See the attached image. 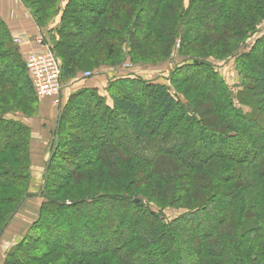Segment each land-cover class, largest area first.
<instances>
[{"label": "trees", "instance_id": "16d2710c", "mask_svg": "<svg viewBox=\"0 0 264 264\" xmlns=\"http://www.w3.org/2000/svg\"><path fill=\"white\" fill-rule=\"evenodd\" d=\"M20 1L23 2L30 15L33 16L36 26L40 29L44 30L47 26L51 25L55 16L59 13L62 15L61 22L57 28L55 27L56 30L52 28L46 31L48 36L51 37L52 50L56 58L61 62L62 85L67 78L69 79L72 76L78 75V73L73 72L76 64H78V59L83 58V60L87 61L89 59L93 64L97 65L98 62L95 58L101 52H104L108 57L113 56L115 45L104 42V40H101L102 38L99 39L100 36H105V30L111 35L112 33H115V35L119 34L114 28L113 30H108V25H115L117 22L120 25L127 24L128 28L125 32L126 36H128L129 34L131 35L132 31L129 27L130 24H136L132 29H137V25L142 22L144 14L142 6L137 8L136 12H133L134 6H131V9L127 10L130 0H125L126 3L124 4L121 2L122 0H90L91 4L85 6L89 7L88 14H90L89 17H86L88 31L78 33L73 29L76 28L75 23L70 24L65 20L73 5L78 2L77 0H68L63 8L60 6V2H63V0H56L55 3L53 0H39L41 5L38 4V0L36 4H32L29 0ZM165 1H155L157 6L146 20L150 30L151 27L153 31L159 30L164 33L166 30L160 26L151 25V22H154V20L157 22L173 21L174 23L179 21L181 13H183L181 10L183 0L176 2L170 13L162 9ZM229 1L222 0L220 6L213 5L211 8L212 11L218 12V14L222 13L219 14L221 15V20H219L223 25L224 18L225 22L231 24L230 28H232V32H230L231 36L229 35L228 39L234 40L242 38L245 34L241 30L242 28H240L241 24H239L234 15L246 14L244 10L239 9L240 5L236 2L237 0H232L231 3ZM135 3L133 2L132 4L134 5ZM196 3L197 0H190L191 6L186 10L187 12H184L185 17L181 19L188 20L185 24L189 22L194 23V21L199 19L200 13H197L198 11H196L195 7L199 6L200 1ZM236 6L237 8H235ZM191 15H193V18H187V16ZM255 26L256 24L253 26L254 29ZM214 27L216 26L214 25ZM223 28L229 29L225 25ZM189 31L187 30L184 34L183 40L190 36L191 31ZM51 32H54V34L51 35ZM151 33L152 31H146L144 35L149 37ZM0 34V78L2 79L6 75L4 71L7 67H2V65L4 63L9 64L8 70H11L7 74L13 75H10L11 79L6 76L8 78V81L6 80L8 86H17V82L20 80L21 86L19 87L20 89L22 88V99L30 102L32 99L36 101L34 99L36 97L33 87H31L25 70V63L22 66V62L19 59L21 57L18 47L11 43L10 31L1 20ZM55 34L56 37L54 36ZM70 39H76V41L79 40L80 42L78 44L67 42ZM225 39L227 40V38ZM261 45H264V39L258 41L257 47L250 51L251 53L243 54L240 52L237 64L240 77L247 76V73L250 71L246 67V62H250L254 66L262 65L261 57L264 58V48H259ZM135 47L134 44H129L130 50H134ZM140 47L141 51H146L148 43ZM239 48L240 46L238 45L233 53H238ZM260 52L262 53L260 58L256 57L255 55ZM194 62L196 63L195 65L193 64ZM190 63H192L194 68L196 66L203 68L200 70V73H196V75L190 78L182 77L179 82L190 83L193 90H196V93L195 91L194 93L198 97H201L203 101H209L210 106L208 108L199 104L200 109H202L199 112L195 111L190 103L185 105V103H181L177 98L170 95L165 86L155 84L148 90L155 92L152 105L156 115L143 120V123L141 120L143 113L141 105L138 102L131 98L122 99L112 93L109 97L112 99L111 106L107 104V100L103 96L97 93L96 89H84L77 92V94L68 98V104L70 100L88 98L91 100V103L87 104L92 105V111L96 117L100 118L98 120L108 121L107 117L111 114L117 120H123L122 118L125 121L129 120L133 128L132 132L134 133L133 141L149 139L148 141L154 143V146H152L154 150H152V155L149 157L151 163L148 164L152 173L159 179L158 186L162 183L165 187L164 193L160 191L157 193L160 192V195L168 201V207L176 208L174 206L181 200L180 197L169 199L166 197V193L171 188L176 187L173 186V182L175 183L174 179L181 178L184 170H187V172L182 179L184 182L187 181L186 183L189 185L187 186L188 190L186 194L191 196L197 191L196 198L191 203L197 206L194 205L193 207L195 208H193L189 204V201L186 202V213L174 218L172 222H167L164 216L159 213L160 211L153 213L144 205L141 199L127 194L118 193L112 195L109 193H99L97 198L85 196L83 199L72 200L71 203L68 201H54L50 197L51 193L49 190L51 188L48 187L50 182L47 181L48 177H45L42 191L37 196L42 200L37 213L38 217L29 227V231L25 237L16 242L9 252L5 253L2 264H31L32 262L43 260L45 256L51 254L55 257L52 264H79L82 260L92 261L101 258V256L109 257L108 260L110 261L111 259V264H143L140 262L136 263L137 255L151 257L152 246L159 247L161 250L158 254L157 264H164L166 259L171 258V253L178 259H181L182 255L187 257L188 253L190 255L189 251L191 248L189 245L181 246L179 243L178 237H180V232L178 231V227L183 223L185 225L189 223V225L196 227L194 219L204 210V204L209 200L206 197L207 190L209 193L214 189L218 197L219 195L222 196L221 199L219 198L220 200H217V205L220 207L219 210L224 211V215L227 214V220L223 219L221 224L226 225L225 227L228 228L230 233L224 232V236L215 241L212 238L213 248L214 245L215 247H219L217 244L219 242L217 241L225 243V246H222V248H215L214 252L211 251V247L209 248L205 245V243L211 240L208 234L201 233L199 235L200 238L198 236L197 238L194 237V241L201 240L202 237L205 238L203 239L201 250H199V255H202V258L197 264H264V141L261 143L254 135L247 134L242 127L246 125L252 129H264V115L257 113L261 109L264 111V108H262L264 107V101H260L255 95L252 97L244 95L245 91L247 92L250 88V85L244 82L242 78L243 82L240 84H242L243 88L241 92L237 93L239 97L238 105L243 108L246 107L247 110L236 108L230 90L213 74V71L204 68L207 64L203 62V59L192 58ZM95 66L91 65L89 67ZM260 74V78L255 86L260 90H264V76L262 73ZM138 81L142 82V80L134 81L131 78L125 77L124 79L111 81L109 86L106 85L109 91L110 89H118V92L120 91L121 93V91H131L135 86L137 87L136 82ZM201 89L207 91L208 94H202L200 92ZM5 96L9 101L10 96ZM67 106H64L65 108L63 107L64 109H61L59 112L60 116L52 134V141L54 144H58L59 147L57 146L53 153H50L49 161L46 164V172L51 167V164L58 157H61L63 160L65 159L70 167H73L69 173L70 178L75 177L78 172H81L87 166H92L95 162L110 171L116 170L114 172L118 173L120 177L123 176V171L114 169L113 166L118 165L117 162H119L117 152L121 150L122 153H125L127 151L125 150L126 148H123L122 144H119L116 138L112 137L107 142H97L93 139L94 133L89 132V137L85 141L83 139H74L60 144L61 128L63 127L62 121L66 122V112L70 108V106ZM74 113L78 116L77 111ZM7 114L9 113L3 111L2 107L0 109V130H7L8 134L0 133V155L17 150L18 147L20 148L16 143L18 141L16 139L23 136L24 133L29 132L27 126H24L22 122L15 121L13 118L9 119ZM18 115L20 116V114ZM19 121L21 120L19 119ZM165 124L175 128L183 125L180 128L182 133L184 132V134L187 133L192 136L182 137L181 133L176 132V136L179 135L175 139L176 143L167 146L165 137L174 133L171 129L168 132L166 131L164 134H167H163L160 138L161 141H164L165 146L162 147L161 145L159 147L156 139L151 140V138L156 133L163 131ZM196 126L197 131L193 134V129ZM190 128L191 130H188ZM78 141L80 143L78 145L85 142L92 147L95 155L90 156L94 157L91 162H77L72 157V153L68 155L58 153L60 148H69L75 145L73 143H78ZM257 157H260V159H257ZM21 158H17L18 160L14 159L15 161L12 164L15 167L12 170H5L4 168V170L0 171V206L2 204H14L12 210L5 216L0 211V219L2 220L0 223V235L17 210L20 209L23 201L31 196L28 193V184L30 182L27 172L28 164ZM135 160L141 163L145 162V159L142 158L138 160L136 157ZM168 161L169 163L166 164ZM1 164L2 161L0 160ZM12 164L9 163V165ZM246 175H248V179L246 178V180L249 181V184L251 183L253 192L250 195L253 198L249 206L250 210L245 209L244 206L237 202L235 204L233 192L237 190L231 192L235 184L242 183L245 180L244 177ZM122 178H125V176ZM67 184V187L73 189L71 185L69 186V182ZM1 190H14L16 194H19V197L16 201L14 200L15 195H9L6 198L5 195H1ZM179 190L182 192L184 189ZM144 192L146 190L142 191L143 194ZM94 204H103L99 209L108 208L107 214L102 216L100 214L101 210L92 214L93 210H97V206ZM154 206L162 208L159 203L154 204ZM85 208L88 213H83ZM66 209H70L71 212L67 213ZM247 212H252L255 214V217L247 216ZM75 214L80 215L79 219H73ZM219 221H221L220 218H215L214 223L220 227L222 225ZM258 222L261 224L257 226ZM67 225H69V228ZM59 226L62 231L58 230ZM64 227L67 228L65 229ZM50 230L53 233V241L48 240V231ZM129 232L131 234L126 237V233ZM188 244L194 245L192 243ZM25 249H28L29 252L26 253ZM191 260L198 261V259L194 260V258H191Z\"/></svg>", "mask_w": 264, "mask_h": 264}, {"label": "rangeland", "instance_id": "374dc122", "mask_svg": "<svg viewBox=\"0 0 264 264\" xmlns=\"http://www.w3.org/2000/svg\"><path fill=\"white\" fill-rule=\"evenodd\" d=\"M29 1L32 4H36L37 2V0ZM53 1L54 3L56 2V0ZM77 1L78 2H76V4L74 2L75 5H73L71 11L68 13V16L65 17V20L70 24L75 23L76 28L73 29L76 30V32L78 33H83L88 31V27H86V17H89L90 15L88 14L89 7L85 6H89L91 3L90 0ZM155 1L156 0H130V3L127 5V10L131 9V6H134L135 9L133 10V12H136L137 8L142 6L144 13L142 16L143 23L140 22L139 25H137V29L135 30L132 28L136 24H130L129 27L132 31L134 30V33L132 34L131 31V35L129 34L128 36H126L125 32L128 28L127 24L120 25L119 22H117L115 23V25H108V30H113L114 28V30L118 31L119 34L117 33L115 35V33H112L111 35L108 34L107 30H105V36H100L99 39L102 38L101 40H104V42H108L110 44L113 43L115 45L113 56L108 57L106 54H104V52H101L98 56H96L97 58H95V60H97L98 62L97 65L93 64L92 61L89 59L88 61L83 60V58L78 59V64H76V68L73 69V72L78 73V75H76L75 77L72 76L69 79L67 78V80L65 81L66 83L64 82L63 85L61 83V85L64 87L62 92L63 101L65 103L64 106L68 105L70 106V108L66 112V122H64V120L62 121L63 127L61 128L62 135L60 137V144L64 142H69V140L74 139H83L85 141L89 137V132L94 133L93 139H95V141L97 142H107L109 139H112V137L116 138L119 144H122L124 149L126 148L125 150L127 152L122 153L121 150L117 152V156L119 155V162H117L118 165H114L113 168L123 171L122 174L123 176H125V178H122L123 176L120 177L118 173L114 172L116 170L110 171L109 169H105L103 168L104 166L97 162H95V164H93L92 166H87L86 168L82 169L81 172H78L75 177L70 178L71 176L69 175V173L73 169V167H70L66 163L65 159L63 160V158L61 157H58L55 162L51 164V167L46 172V164L49 161L50 153L52 154L55 148L57 146L59 147L58 144H54V142L52 141V134L57 125V120L60 116L59 112L61 111V109L65 108L63 106L64 103H62L60 98L61 104H59L57 107H53L52 104H49L50 102L46 101L50 107L47 108L46 106L44 107L42 103L43 101H38L36 98H34L36 99V101H34L31 97V102L24 101L21 97L22 88L20 89L19 87L21 86L20 80L17 82V86H8V78L11 79L10 75L13 74H7L10 73L9 71L11 70H8L10 66L9 64L4 63L2 65V67L7 68L4 71V73L6 74L4 78H0V109L3 107V111L9 113L7 114L9 119L13 118L19 123L22 122L23 119H28V124L26 122H22V124L24 126H27L29 132L24 133L23 136H20V138L16 139L18 140L16 141V143L20 146V148L18 147L17 150H13L12 152H9L7 154L0 155V160L2 161V164L0 165V171L4 170V168L5 170H12V168L15 167L12 164L13 161L18 160L17 158L20 159V157H22L21 159H23L26 164H28L27 172L29 174L30 179V182L28 184V193L31 196L28 197L26 200L35 199L34 201H37V199H40V201H38L40 203L42 202L41 198L37 196L42 191L44 178L48 177L47 181L50 182L48 187L51 188L49 190L51 193L50 197L54 201H68L69 203H71L72 200L83 199L85 196H88L90 198H97L99 193H109L112 195L118 193L127 194L132 197L141 199V201L146 207L149 208L150 211H152L153 213H157L160 211L159 213L164 216L167 222H172L174 218L186 213V202L189 201V204H191L193 202V199L196 198L197 191L191 196L186 194L188 190L187 186L189 185L188 183H186L187 181L184 182L182 179V177H184L185 173L187 172V170H184V173L181 178L176 179V176L173 175L175 176V183L173 182V186L176 187L168 190V193H166V197H168L169 199L180 197L181 200H179V203H177L176 205L174 204V207L176 208H169V205L167 203L168 201H166V199L160 195V192H165V187L162 185L161 181V184L158 186L159 179L157 176H155V174L152 173V170H150L148 164L151 163L149 161V157H151L152 150H154V148H152V146H154V143H152V141H148L149 139L133 141L132 139L134 137V133L132 132L133 128L131 127V122H129V120L125 121L122 117L121 118L124 121L117 120L113 114L107 117L108 121L98 120L100 118L98 116L96 117V115L92 111V105L90 106L87 104L89 102L91 103V100L88 98L76 99L74 101L70 100L68 104V98L84 89H96L97 93H99L107 100V104L109 106L112 105V99L109 98L111 93L119 96L122 99L131 98L132 100H135L136 102H138V104L141 105L143 113V116L141 118L142 123L144 122L143 120L149 117H154L156 115L154 113V107L152 105L155 92H151L150 90H148L153 84L165 86L168 89L170 95H172L174 98H177L181 103H185V105H188L190 103L195 109V111L199 112V110H202L200 109L201 107L199 106V104L204 105L206 108H208L210 106L209 101H203L201 97H198V95L195 94L196 90H193V87L190 83L179 81L182 77L190 78L191 76L196 75V73H200V70L203 67L196 66L197 68L195 67V70V68L192 66V63H190L192 58H200L203 59V62L207 64L204 68L209 71H213V74H215L217 78L221 82H223L224 85H226V87L230 90L236 108L247 110L246 107L243 108L242 106L238 105L239 97L237 96V93L242 91L243 87L240 83H242L243 81L250 85L248 91H245L244 93L245 96L252 97L255 95L256 98L260 99V101H264V90H260L255 86V84L258 82V79L260 78V73H262V75L264 76V58L261 57V61L263 62L262 65L254 66L250 62H246V67H248L250 71L245 77H240L237 67L239 56L241 54L240 52H242L243 54L251 53L250 51L257 47L258 41L264 39V0L236 1L240 5L239 9L244 10L246 15H244L243 13L238 14L237 16L234 15V17L238 20L239 24H241V30H243L245 33L242 38H233L234 40L228 39L229 35L231 36L230 32H232V28H230L231 24L225 22L224 18V25L226 28L229 29H222L224 25L220 21L221 15H219L222 13L218 14V12L216 13L215 11H212L211 8V6L213 5L220 6L222 0H197V3L200 1L199 6L197 5V7H195L196 11H198L197 13H200L198 16L199 19L194 21V23L189 22L187 24H185V22L188 20L181 19L185 17L184 12H187L186 10H188L189 6L191 5L190 0H183L181 7L183 13H181L179 21H176V23H174L173 21L157 22L156 20H154V22H151V25L160 26L163 29H166L164 33L160 32L159 30L153 31L152 27L150 30L149 25L146 23L147 17L151 15L152 10H154L157 6V4H155ZM231 1L232 0H230L229 2L231 3ZM67 2L68 0H63V2H60L61 8H63ZM121 2H123V4L126 3L125 0H122ZM133 2L136 3L133 5ZM176 2H179V0H166L162 9L166 10L165 12L170 13L171 9L176 5ZM21 3L23 4V2ZM38 4L41 5L40 1ZM42 4L44 3L42 2ZM237 6L235 8H237ZM26 10L28 11L27 8ZM28 14L29 16H31L29 11ZM61 16L62 15L59 13L54 18V20L57 19V27L61 22ZM188 17L193 18V15L187 16V18ZM31 18L34 22L33 16H31ZM0 20L5 25V22L2 20L1 17ZM182 21L184 22L182 23ZM255 24L256 26L254 29L253 26ZM214 25L216 27H214ZM46 28L48 29L49 26H47ZM46 28L44 30H46ZM56 28L54 27L53 29L56 30ZM187 30H190L191 34L190 36L186 37L185 40H183V36L187 32ZM146 31H152V33L149 34V37H146L144 35ZM20 33L21 34L19 35L24 34V32ZM52 34H54V32H51V35ZM10 36L11 43L18 47V51L21 57L19 59L21 60L23 66L25 63L24 58L34 50L26 53L25 55L22 54L21 49L19 47V44L22 42L17 38H13L11 32ZM54 36L56 37V34ZM225 38H227V40ZM38 39H40V35L34 38V42L35 44H38L40 46V44L38 43ZM50 39L51 37H49L46 32V38L43 41H47L46 44L48 46H51L52 48L53 44L50 42ZM67 42L78 44V42L80 41H76V39H70ZM145 43H148V47H146L147 50L141 51L140 46H143ZM129 44H134L136 46L134 50H130ZM238 45L240 46L238 53H233V51L237 48ZM261 47L264 48V45H261L259 48ZM38 49L40 50L41 48ZM261 55L262 53L260 52L255 56L260 58ZM193 64L195 65L196 63L194 62ZM91 65L96 66L89 67ZM85 72H90L92 76L87 79L92 80H84L82 74H84ZM6 76L8 78H6ZM125 77L131 78L134 81L142 80V82H136L137 87L135 86V88H133L131 91L125 90L126 92L121 91L120 93V91L118 92V89H110V91L108 90V86L111 81H115L117 79H124ZM96 82L101 85H103V83L106 84L107 82L108 86L102 88H95L92 83ZM143 83H145L146 85ZM72 84H78L77 86H79L80 88L78 87L75 90V88H73L74 86H71ZM200 92L202 94H208L207 91H205L204 89H201ZM10 94L12 95L10 96ZM5 95L10 96L9 101L8 99H6ZM66 95L68 97L67 102L64 98L66 97ZM39 109H46V113L43 114L49 117L43 118L42 120H40V123H38L36 120ZM76 111L78 112V116L74 113ZM257 113H261V115H264V111H262V109L260 112L258 111ZM11 114L13 115L11 116ZM18 114H20V116ZM19 119L21 121H19ZM29 125H31V127H29ZM33 125H43V128L45 130H52V132H48L44 136L46 145L43 146V150L46 149L47 160H42L40 158L39 153L41 152V146L37 147L33 143L34 141L39 139L36 134H40V132L34 129ZM182 126L183 125H180V127L178 126L175 128L173 126L169 127L167 124H165L163 126V131L156 133L154 136H152L151 140L156 139V142L159 147L161 145L162 147L165 146L164 141H161L160 138L166 131L168 132L171 129L172 131H174V133L165 137L167 146L174 145L176 143L175 139L179 136H176V132L181 133L182 137L192 136L187 133L184 134V132L182 133V131L180 130ZM242 127L247 132V134L254 135V137L258 138L259 141L263 143V128L252 129L246 125ZM188 130H191V128ZM196 131L197 126L195 127V129H193V134H195ZM0 133L8 134L7 130H0ZM73 144L75 145L70 146L69 148H60V150H58V153L61 155H68L69 153H72V157L77 162L79 161L89 163L94 159V157H90L91 155H95V152L92 150L90 144L83 142V144L78 145L80 144L79 141L78 143ZM23 152H25V154H23ZM131 157H133L134 159ZM136 157L138 158V160L139 158L145 159V162L141 163L139 161H136ZM257 159H260V157H257ZM9 163L12 165H9ZM168 163L169 161L166 162V164ZM244 178L245 180L242 181V183L235 184L234 189L232 188L231 192L237 190L236 192H233L235 204L237 202L244 206L245 209L247 208V210H250L249 206L253 199L250 196L251 194H253L252 185L251 183L249 184L248 180H246V178L248 179V175H246ZM71 179L72 181H70ZM68 182L69 186L71 185L73 189L67 187ZM62 186L65 187L62 188ZM179 189L184 190L181 192V190ZM144 190H146V192H144L143 194L142 191ZM158 191L160 192L157 193ZM215 192V189L211 190L209 193L207 190L206 197H208L209 200L206 204H204V210H202V212H200V214H198L197 217H195L194 219L196 227L189 225V223L186 225L184 223L180 224L178 227V231L180 232V237H178V241L181 246H190V255L188 253L187 257L182 255L181 259H178L176 256L173 255V253H171V258L166 259L164 264H197L202 258V255H199V250H201L202 242L205 238L202 237L201 240L197 241H194V239L197 238V236L200 238L199 235L201 233H206L209 235L211 240L205 243V245L206 247H211V251L215 250V248H222V246H225V243L217 241L219 242L217 243L219 247H215V245L214 248L212 247L213 240H218L219 238L224 236V232L230 233L228 228L225 227L226 225L221 224V222H223V219H225V221L227 220V214L224 215V211L222 212V210H219L220 207L217 205V200H220L222 196L219 195L218 197L216 194L217 192ZM228 194L230 193L228 192ZM1 195H5L6 198H8L9 195H15V201L19 197V194H16L14 190H1ZM33 196H35V198ZM26 200L23 201V204L20 206V209L17 210L11 221L7 224L6 228L3 229L0 235V251L2 250L1 246L5 245V242H10L11 240L12 243H14L9 244V246L5 248L3 252L1 251L3 258L5 256V253L9 252L14 247L15 241L18 238L19 240H21L29 231V228L26 227L24 229L14 227L19 226L17 223L14 222L16 219L20 221V224L29 222V220H27V217L31 216V214H29V211L28 214L24 213L22 215L17 216L20 210L22 209L23 205L25 204ZM157 203H159L160 207L162 208H156L154 204ZM102 205L103 204H97V210H93L92 214L101 210L100 214L102 216L104 214L106 215L108 208L105 207L103 209H99V207ZM194 205L195 204H191L192 207ZM13 206V203L2 204L0 206V211L3 212L2 215L5 216L7 213H9V211L12 210ZM36 211L38 213V208ZM30 212L33 213L34 210H30ZM66 212L70 213L71 210L66 209ZM108 212L110 213V211ZM83 213H88L86 208ZM79 216V214H75L73 219H79ZM247 216L255 217V214H253L252 212H247ZM215 218L221 219L219 223L222 226L219 227L216 225V223H214ZM1 222L2 220L0 219V223ZM260 224L261 223L258 222L257 226ZM67 226L69 228V225ZM64 228L66 229L67 227ZM58 230H61L60 226ZM51 232V230L48 231V240L53 241L54 237L53 233ZM130 234V232L126 233L125 236L128 237ZM19 240H17V242ZM188 243H192L194 245ZM226 249H228V247H226ZM25 250L26 253L29 252L28 249ZM160 251L161 250L159 247L156 248L155 246H152V253L150 254L151 257H143L138 254V258L135 261L136 263L140 262L143 264H157V260L159 257L158 254L160 253ZM108 258L106 256H101V258L92 261L82 260L79 264H106V261L107 264H111V259L109 261ZM191 258H194V260L198 259V261H192ZM54 259L55 257L53 256V254H51L45 256L43 260L35 261L31 264H52V262H54Z\"/></svg>", "mask_w": 264, "mask_h": 264}, {"label": "crops", "instance_id": "0c3cea01", "mask_svg": "<svg viewBox=\"0 0 264 264\" xmlns=\"http://www.w3.org/2000/svg\"><path fill=\"white\" fill-rule=\"evenodd\" d=\"M0 17L2 18V20L5 22L6 27L8 28V30L11 32V35L13 36V38H17L18 40H20L22 43L19 44V47L21 49L22 54H26L30 51L33 52H38V48H41L38 44H35V40L34 38L37 36H41V37H45L46 36V31L51 30L54 27H57V19H55L51 25H49V28L46 30L43 29H39L38 27H36L35 23L33 22L31 16H29L28 11L26 10V8L24 7V5L19 1V0H0ZM20 32H24L23 35H19L21 34ZM32 53V52H31ZM83 77V74H82ZM86 78H84L85 80ZM86 80H92V79H86ZM80 84V83H79ZM107 84V82H106ZM103 83V85L99 84V83H92V85L96 88V87H107V85ZM78 84H72L71 86H74L73 88H75V90L79 87L77 86ZM80 88V87H79ZM63 92V91H62ZM63 93H61V101L62 103H64L63 101V97H62ZM65 98V101L67 102V95ZM44 107L46 106L47 108L49 107V104L46 101L42 102ZM46 103V104H45ZM48 104V105H47ZM46 109H39L38 113H37V117L36 120L38 123H40V120H42L43 118H49L48 116L44 115L43 113H46ZM29 121L28 119H23L22 122H26ZM28 124V123H27ZM32 125V124H31ZM31 125H29V127H31ZM34 129H36L38 132H40V134H36L38 136V140L34 141V145L37 147H40L41 152L39 153L40 158L42 160H47V154H46V149L43 150V146L46 145L45 142V138L44 136L46 135V133L48 132H52V130L49 129H44L43 125L37 126V125H33ZM40 128V129H38ZM35 198V197H34ZM35 199H28L25 201V204L23 205L22 209L20 210L19 215L22 214H31V216L27 217V220H29L28 223H21L19 220H15L14 222L17 223L19 226H14L16 228H29L31 226V224L33 222H35V220L37 219V208L39 210L42 202L40 203V199H37V201H34ZM39 200V201H38ZM30 210H34L33 213L30 212ZM19 240V238L17 239ZM17 240L15 241V243L17 242ZM9 244H14L12 243V241L10 240V242H5V245L1 246V251L3 252L5 248H7L9 246ZM0 251V264L3 263L4 260L2 257V252Z\"/></svg>", "mask_w": 264, "mask_h": 264}, {"label": "built area", "instance_id": "2783aa9c", "mask_svg": "<svg viewBox=\"0 0 264 264\" xmlns=\"http://www.w3.org/2000/svg\"><path fill=\"white\" fill-rule=\"evenodd\" d=\"M45 37L38 39L41 49L28 54L25 59V70L36 99L48 101L53 107L61 104L60 97L64 87L61 85V62L56 58L51 46L46 44ZM90 72L83 74L89 78Z\"/></svg>", "mask_w": 264, "mask_h": 264}, {"label": "water", "instance_id": "95a60500", "mask_svg": "<svg viewBox=\"0 0 264 264\" xmlns=\"http://www.w3.org/2000/svg\"><path fill=\"white\" fill-rule=\"evenodd\" d=\"M135 203H137V202L135 201Z\"/></svg>", "mask_w": 264, "mask_h": 264}]
</instances>
